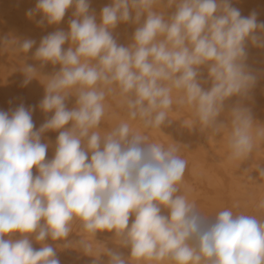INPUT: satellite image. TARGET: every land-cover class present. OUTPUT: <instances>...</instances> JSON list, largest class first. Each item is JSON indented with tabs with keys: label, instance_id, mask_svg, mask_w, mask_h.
<instances>
[{
	"label": "clouds",
	"instance_id": "9594fccd",
	"mask_svg": "<svg viewBox=\"0 0 264 264\" xmlns=\"http://www.w3.org/2000/svg\"><path fill=\"white\" fill-rule=\"evenodd\" d=\"M161 3L112 0L98 24L88 0H38L36 11L48 24L60 23L72 5L80 19L69 22L68 32L43 37L34 53L42 65L61 66L42 80L40 108L54 115L34 131L23 105L11 116L0 111V264H60L51 246L34 250L28 236L38 230L39 242L62 240L77 222L86 253L102 231L113 232L130 249L127 260L103 249L109 264H264V220L226 209L207 225L195 203L179 194L187 162L178 145L148 143L144 131L160 129L174 105L186 107L192 125L213 136L226 133L230 161L247 159L264 142V126L240 104L230 112V127L217 118L227 99L246 97L256 83L245 63V43L264 47V38L255 34L264 23L258 24L255 13L242 16L230 0H167L176 4L168 19L155 10ZM142 16L132 43L118 44L112 29L130 20L139 24ZM66 41L72 46L64 50ZM34 44L26 39L15 50L26 53ZM202 65L212 81L208 90L197 79ZM23 72L25 84L38 78L31 65ZM70 95L76 97L72 109L65 104ZM108 96H118L127 120L102 135ZM133 121L139 122L136 130ZM61 129L55 156L46 162L41 133ZM34 166L39 175H33ZM257 168L264 178V168ZM258 208L264 209V200ZM12 233L23 238H4Z\"/></svg>",
	"mask_w": 264,
	"mask_h": 264
},
{
	"label": "bare ground",
	"instance_id": "6f19581e",
	"mask_svg": "<svg viewBox=\"0 0 264 264\" xmlns=\"http://www.w3.org/2000/svg\"><path fill=\"white\" fill-rule=\"evenodd\" d=\"M38 0H0V111L11 114L21 105L31 111L34 123V131H38L42 124L54 115L53 112H44L40 108V102L45 95L43 78L51 77L60 69V65L50 62L43 64L34 58V53L39 47L43 37L58 30L68 32L69 22L72 19H80L74 15L75 5L66 10L65 16L58 24H48L43 18V13L36 11ZM89 14L95 15L99 24L102 8L111 5L112 0H88ZM232 7L237 8L241 15L247 17L256 14L257 22L264 23V0H230ZM32 10L33 15L27 13ZM155 10L162 12L165 19L170 18L176 11V4L157 5ZM135 13L132 12L134 17ZM43 19V23L40 21ZM145 16L141 17L139 24L120 22L112 29L113 37L117 43L128 46L132 43L133 34L140 24H143ZM255 34L264 38V29H257ZM7 39L8 43H4ZM26 39L35 41L28 52L15 49ZM71 42L66 41L64 50L71 47ZM247 58V69L256 77V83L250 89L246 97L233 96L225 101L224 110L217 118L218 123L231 126L230 112L233 107L240 104L251 110L254 122L264 126V47H257L250 40L245 43ZM27 65L33 66L38 73V78H33L25 84L23 68ZM198 82L205 90L210 89L212 81L208 76V66L202 65L198 68ZM175 96V94H174ZM66 107L72 109L76 106V97L70 95L65 101ZM106 114L101 122L100 131L103 135L117 126L122 120H127V111L119 103L118 96H108L105 100ZM193 116L186 107L173 106L169 113V119L160 129L144 130L146 135L156 140L164 141L168 146L175 143L179 147L178 155L185 159L187 166L184 177L179 185L180 193L186 195L190 202H194L197 211L206 219L207 225L215 222V216L222 210H231L234 215L245 214L255 216L264 220V209L258 205L264 200V178L259 175V168H264V142L257 145L250 156L243 161H230L229 149L227 148L226 133L221 132L212 135L210 129H201L199 124L192 125ZM134 130L140 127L138 121H133ZM71 127V122L65 126ZM61 130H46L41 133V143L47 145L45 161H51L55 156L57 137ZM85 145L82 144V147ZM181 153V154H180ZM91 153L89 152V159ZM37 169V168H36ZM36 175H39L38 169ZM191 178H195L200 187L194 188ZM162 215H168V210L161 209ZM130 216L129 226L134 220ZM44 221L41 220V224ZM107 243L93 242V250L86 253L80 244L82 236L69 234L62 239L63 245L52 244L51 237H46L43 242L36 240V233L31 237L36 245L34 250H39L43 245L51 246L59 262H109L110 257L105 250L121 253L127 260L130 249L121 246L113 232H100ZM5 239L12 241L23 238L20 233L6 235ZM90 239V238H89Z\"/></svg>",
	"mask_w": 264,
	"mask_h": 264
},
{
	"label": "rangeland",
	"instance_id": "374dc122",
	"mask_svg": "<svg viewBox=\"0 0 264 264\" xmlns=\"http://www.w3.org/2000/svg\"><path fill=\"white\" fill-rule=\"evenodd\" d=\"M148 136V143H153V142H157V143H161L163 144L165 147H167L165 145V142L164 141H159V140H156L154 137H151L149 135ZM181 154V153H180ZM36 167L34 166L33 169H32V172H33V175L36 174ZM191 184L194 188H198L200 187V183L195 179V178H191ZM70 234H73V235H77V236H82L81 235V230L79 228V224L77 222V224L74 226L73 228V231L70 233ZM31 245L34 246L36 245L33 238L31 237ZM94 240L97 242V243H107V241L105 240L104 236L100 233V232H97L95 234V237H94ZM62 240H51V243L52 244H62L63 245V242H61ZM60 264H109V262H60Z\"/></svg>",
	"mask_w": 264,
	"mask_h": 264
}]
</instances>
